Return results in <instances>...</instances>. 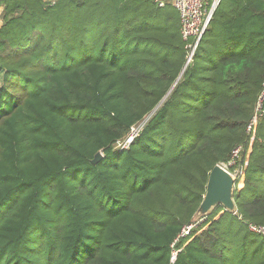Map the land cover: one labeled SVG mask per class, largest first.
Returning <instances> with one entry per match:
<instances>
[{
    "label": "trees",
    "instance_id": "1",
    "mask_svg": "<svg viewBox=\"0 0 264 264\" xmlns=\"http://www.w3.org/2000/svg\"><path fill=\"white\" fill-rule=\"evenodd\" d=\"M164 1L0 0V264H264V0L189 62ZM238 146L235 211L195 219Z\"/></svg>",
    "mask_w": 264,
    "mask_h": 264
},
{
    "label": "built area",
    "instance_id": "2",
    "mask_svg": "<svg viewBox=\"0 0 264 264\" xmlns=\"http://www.w3.org/2000/svg\"><path fill=\"white\" fill-rule=\"evenodd\" d=\"M220 0H212L210 4L208 0H170V4L178 12L180 24H181V34L185 40H190L188 44L189 55L188 62L191 61L194 51L197 47L199 40L201 39L205 29L207 28L209 21L212 17V14L218 5ZM159 6L166 4L164 0H155ZM264 101V82L261 93L258 97V109L261 107L262 102ZM254 121V120H253ZM252 122L248 125L247 130H250ZM137 132H131L126 138V143H129L131 139L136 136ZM242 147L238 146L233 149L230 158L225 162H220L217 165L223 170L228 172L232 178L235 180L240 174H242V164L240 162V154ZM194 224H189L183 228V234H188L192 229ZM250 229L254 232L261 233L264 235V226L260 225H250Z\"/></svg>",
    "mask_w": 264,
    "mask_h": 264
},
{
    "label": "water",
    "instance_id": "3",
    "mask_svg": "<svg viewBox=\"0 0 264 264\" xmlns=\"http://www.w3.org/2000/svg\"><path fill=\"white\" fill-rule=\"evenodd\" d=\"M101 156V152H98L92 162L96 163ZM234 183L235 179L228 172L215 165L209 173L206 192L199 208L200 213L205 214L216 205H222L229 211H235Z\"/></svg>",
    "mask_w": 264,
    "mask_h": 264
},
{
    "label": "rangeland",
    "instance_id": "4",
    "mask_svg": "<svg viewBox=\"0 0 264 264\" xmlns=\"http://www.w3.org/2000/svg\"><path fill=\"white\" fill-rule=\"evenodd\" d=\"M0 82H1V80H0ZM147 118H148V117H147ZM147 118H146V120H147ZM144 122H145V121H144ZM140 125H142V123H141ZM140 125H138V126H136V127H133V129H132L131 132H137V131H139V126H140ZM201 215H203V214H201L200 211H198V212H197V216L195 217V219H198Z\"/></svg>",
    "mask_w": 264,
    "mask_h": 264
}]
</instances>
